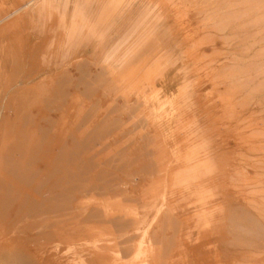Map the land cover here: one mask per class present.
I'll list each match as a JSON object with an SVG mask.
<instances>
[{
    "label": "rangeland",
    "instance_id": "obj_1",
    "mask_svg": "<svg viewBox=\"0 0 264 264\" xmlns=\"http://www.w3.org/2000/svg\"><path fill=\"white\" fill-rule=\"evenodd\" d=\"M251 166L264 0H0V264H230Z\"/></svg>",
    "mask_w": 264,
    "mask_h": 264
},
{
    "label": "bare ground",
    "instance_id": "obj_2",
    "mask_svg": "<svg viewBox=\"0 0 264 264\" xmlns=\"http://www.w3.org/2000/svg\"><path fill=\"white\" fill-rule=\"evenodd\" d=\"M229 98L230 97H228V99ZM229 104L230 105L226 107L228 108V112L233 108V102H229ZM249 137L250 136L247 138ZM251 167L259 174V179L257 178L256 181L258 180L257 182L264 183V166ZM229 171L231 172V174H229L230 181H233L234 171ZM247 193L244 195H247ZM250 195L252 199H247L248 197L246 198V196L243 198L247 199H244L247 201L245 204L250 206L253 205L255 208L251 213H248L244 207H239L237 209L239 211H235L230 199H226L224 204L226 213L225 217L229 223L227 222L225 224L227 229L224 228L225 230L221 236V242L223 243L222 250L224 256L227 260L229 259L228 261L230 264H264V199H260V197L258 198L254 193H250Z\"/></svg>",
    "mask_w": 264,
    "mask_h": 264
}]
</instances>
